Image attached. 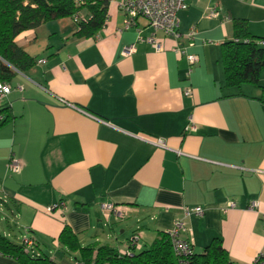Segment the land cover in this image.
Wrapping results in <instances>:
<instances>
[{"label": "crops", "instance_id": "obj_1", "mask_svg": "<svg viewBox=\"0 0 264 264\" xmlns=\"http://www.w3.org/2000/svg\"><path fill=\"white\" fill-rule=\"evenodd\" d=\"M118 2L91 38L77 37L71 18L15 38L36 63L3 100L11 117L0 126V235L17 245L31 238L30 256L47 264H78L58 242L64 226L81 247L126 250L138 235V252L181 221L194 254L218 238L231 263L253 264L264 256V81L226 87L221 45L235 38V20L264 38V0H190L177 14L179 37L155 33L159 51L138 41L151 32L143 19L120 31ZM158 139L165 149L150 144ZM10 158L19 173L7 171ZM57 203L64 208L47 212ZM195 208L202 214L185 215ZM0 264L22 263L0 254Z\"/></svg>", "mask_w": 264, "mask_h": 264}, {"label": "trees", "instance_id": "obj_2", "mask_svg": "<svg viewBox=\"0 0 264 264\" xmlns=\"http://www.w3.org/2000/svg\"><path fill=\"white\" fill-rule=\"evenodd\" d=\"M108 1L86 0L77 8L73 0H0V85L10 84L17 73H25L35 60L15 44L22 32L63 18H71L80 11L85 21L76 20L79 38H91L102 28L106 19ZM234 39L221 45V59L226 87L257 84L264 73V47H260L247 30L244 21L235 20ZM247 40V41H246ZM0 126L11 117L8 103H0ZM58 242L71 252H78V264H178L166 233H159L147 248L130 255H121L109 245L81 247L76 236L64 226ZM36 244L34 243V247ZM129 248V247H128ZM133 250V249H132ZM193 252V251H192ZM0 254L14 258L22 264H47L43 256H30L21 243L13 244L0 235ZM190 264H233L218 238L213 239L200 254H192ZM254 264H264L260 258Z\"/></svg>", "mask_w": 264, "mask_h": 264}, {"label": "built area", "instance_id": "obj_3", "mask_svg": "<svg viewBox=\"0 0 264 264\" xmlns=\"http://www.w3.org/2000/svg\"><path fill=\"white\" fill-rule=\"evenodd\" d=\"M74 4L77 8L83 7L86 3V0H73ZM108 2H112L113 0H106ZM190 0H119L118 7L120 12L123 15V23L120 31L128 30L130 28H134L137 25L138 19H143L147 27L151 30L149 36L145 39L138 38V41L145 40L154 48L155 51L160 50V44L157 42L155 38L156 32H162L163 35L169 37H179L177 33L178 21H177V14L180 11H185L189 6ZM243 1V0H241ZM207 17L209 18H216L218 17V13L211 9L207 13ZM79 19L81 21L86 20V16L82 14V12H78L74 18L73 22ZM195 35L194 28L190 29L189 33L187 34L188 39H193ZM247 41V40H246ZM255 43L260 46L264 47V38L255 40ZM191 44V43H190ZM134 52V45L127 47L124 51L125 56H130ZM176 54L183 56L186 58L187 62L191 65L197 63V57L195 55H187L184 48H176ZM39 63H44V61H39ZM11 88L7 84L0 85V103L3 102L4 98L9 94ZM185 94L189 95L190 91L185 90ZM61 104L73 107L71 104L66 102L60 101ZM83 112V111H81ZM92 119L97 121V118L92 116L91 114L85 113ZM2 118L0 117V120ZM194 126L191 124L186 128V131H193ZM151 145L165 149L166 146L162 140H155L150 142ZM20 164L19 162L14 159L10 158L7 163V171L11 174L19 173L20 171ZM233 204L229 203L227 207H232ZM256 204L253 202L250 205V209H254ZM63 203L53 204L48 207L47 212L52 213L58 209H63ZM102 212L107 214L110 217H113L115 220H121L124 218L123 210L117 206H113L112 204L103 203L100 205ZM190 214L193 215H201L202 210L199 208L185 210V215L189 216ZM187 228L185 224L181 221H176L171 231L167 232L171 245L172 251L175 257L178 260V264H190V258L193 254L191 245L189 241L182 237L183 233H186ZM139 236L133 235L129 240V248L126 250L118 251L121 255H130L132 253V249H139ZM21 245L24 246L25 252H32L34 248V241L24 235L21 238ZM264 261V256L259 257L255 260L257 262L259 259ZM254 262V263H255ZM253 263V264H254Z\"/></svg>", "mask_w": 264, "mask_h": 264}, {"label": "rangeland", "instance_id": "obj_4", "mask_svg": "<svg viewBox=\"0 0 264 264\" xmlns=\"http://www.w3.org/2000/svg\"><path fill=\"white\" fill-rule=\"evenodd\" d=\"M260 81H264V73L261 74Z\"/></svg>", "mask_w": 264, "mask_h": 264}]
</instances>
